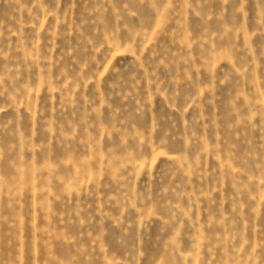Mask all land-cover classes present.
<instances>
[{
  "label": "rangeland",
  "instance_id": "rangeland-1",
  "mask_svg": "<svg viewBox=\"0 0 264 264\" xmlns=\"http://www.w3.org/2000/svg\"><path fill=\"white\" fill-rule=\"evenodd\" d=\"M0 264H264V0H0Z\"/></svg>",
  "mask_w": 264,
  "mask_h": 264
}]
</instances>
